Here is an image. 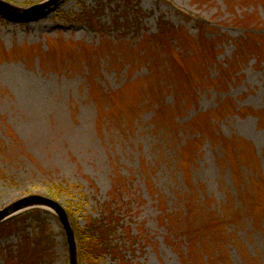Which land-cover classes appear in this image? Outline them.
Instances as JSON below:
<instances>
[{"label":"rangeland","instance_id":"1","mask_svg":"<svg viewBox=\"0 0 264 264\" xmlns=\"http://www.w3.org/2000/svg\"><path fill=\"white\" fill-rule=\"evenodd\" d=\"M47 2L0 0V211L111 210L98 264H264V0ZM10 216L0 264H71L56 214Z\"/></svg>","mask_w":264,"mask_h":264},{"label":"trees","instance_id":"2","mask_svg":"<svg viewBox=\"0 0 264 264\" xmlns=\"http://www.w3.org/2000/svg\"><path fill=\"white\" fill-rule=\"evenodd\" d=\"M158 23V33H160L162 38H165V45L167 47L174 39V36L168 35L167 30L164 29L165 25L170 26V24H167V22L163 20H159ZM159 42L161 47H163L160 40ZM99 216L100 217L97 218L87 217L82 227L73 222L74 236L78 246L79 263L98 264L99 262L101 263L106 256L110 258L112 256L114 257L113 259L117 257L121 260L124 259V255L120 252L121 247H119L116 242L117 235L115 234L119 230L120 220L109 209L101 211ZM2 224L1 222L0 226ZM11 260H14L13 256H11Z\"/></svg>","mask_w":264,"mask_h":264},{"label":"water","instance_id":"3","mask_svg":"<svg viewBox=\"0 0 264 264\" xmlns=\"http://www.w3.org/2000/svg\"><path fill=\"white\" fill-rule=\"evenodd\" d=\"M55 0H49L47 3L51 4ZM48 4V5H49ZM33 206H43L52 209L56 215L59 217L60 221L62 222L70 244V262L71 264H76V252L74 250V245H73V236H72V231L70 228V223L68 221V218L65 214V211L63 208L54 200L43 197V196H33L28 199H23L12 206H9L8 208L1 210L0 211V221L3 220L6 217H9L10 215L14 214L17 212L19 209H25L28 207H33Z\"/></svg>","mask_w":264,"mask_h":264}]
</instances>
